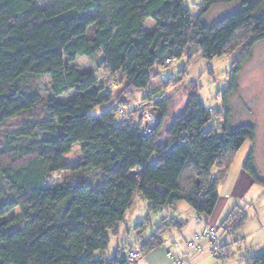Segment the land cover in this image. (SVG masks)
<instances>
[{"label": "trees", "instance_id": "obj_1", "mask_svg": "<svg viewBox=\"0 0 264 264\" xmlns=\"http://www.w3.org/2000/svg\"><path fill=\"white\" fill-rule=\"evenodd\" d=\"M43 1L0 0V211L9 204L20 208L19 215L0 218V264H131L136 260H129L124 247L114 255L106 251L111 231H119L136 198L150 213L186 202L210 217L236 152L257 135L254 124L232 127L223 114L224 124L216 126L194 82L184 109L167 125L175 94L162 97L164 85L153 83V71L185 54L211 59L241 48L230 73L229 92H235L242 63L264 40V0H239V9L213 25L203 21L212 0H204L199 15L188 0ZM149 18L156 27L146 30ZM85 56H99L98 70L80 68L76 60ZM45 76L51 79L47 97L39 83ZM113 81L125 82L132 96L146 89L143 102L160 98L159 124L150 136L140 133L141 119L124 122L135 111H120ZM99 106L105 108L93 112ZM21 115V124L6 126ZM77 145L81 154L73 164L67 155ZM137 167L140 174L133 178L130 171ZM243 168L264 187L255 147ZM90 170L99 176L95 183L83 173ZM62 171L81 174L50 185ZM248 220L246 207H240L218 230L238 233ZM144 223L136 227L140 233ZM176 225L174 218L157 224L142 243L144 255L160 247ZM235 243L243 246L245 240ZM218 244L216 258L225 264L232 254L223 248L232 243L223 245L218 235ZM244 249L243 264H264V250Z\"/></svg>", "mask_w": 264, "mask_h": 264}, {"label": "rangeland", "instance_id": "obj_2", "mask_svg": "<svg viewBox=\"0 0 264 264\" xmlns=\"http://www.w3.org/2000/svg\"><path fill=\"white\" fill-rule=\"evenodd\" d=\"M54 0H44L42 5H47L52 3ZM191 11L194 15H199L202 7L206 6L204 0H188ZM241 6V1L235 0H212L208 5V10L206 11L203 21L206 24L213 25L217 21L231 14L235 10L239 9ZM146 30H151L156 27V22L154 19L149 18L144 24ZM242 52L241 48L235 51L229 52L227 55L216 56L214 58L208 59L203 57V54L199 52L193 58L189 59V56L185 54L178 61L172 62L164 67H159L153 71V76L156 77L153 80L154 84H163L164 93L162 97H167L175 94L174 107L170 111L169 119H167V125L171 122L173 117L180 113L187 101L190 83L194 82L197 84L199 97L204 103V105L213 111L216 119V126L223 125L225 118L227 117L229 123L232 127H237L243 124H254L256 127V139L254 141L247 140L244 145L236 152L232 168H236L240 162L242 163L244 159L246 160L251 149L255 147V154L257 157V166L264 177V40L258 42L252 52L250 58L246 59L241 66L238 73V89L230 94V73L234 68V61L238 60ZM76 62L82 70H98L99 56L94 57H79ZM118 81L121 79L118 77ZM41 85V94L43 96H48L51 94L50 86L51 79L49 76H45L39 80ZM114 95L116 102L121 106L120 111L124 112L127 110L136 111V106L139 102H143V98L146 96L148 91L146 89H138L135 91L134 96L127 91L124 83L117 84L113 86ZM186 90V91H185ZM71 95H75L76 92H70ZM62 99H68L67 96H62ZM105 106L97 107L93 112L103 110ZM123 112V114H124ZM136 113L135 121H139L142 118L140 111ZM129 114V113H128ZM225 116V118H222ZM25 116L21 115L10 119L6 126L15 127L22 123ZM122 114H118L115 121L116 123H121ZM212 122L209 126H212ZM166 125V126H167ZM81 154V147L75 146L67 155L70 162L75 164ZM84 175L88 176L89 180L96 182L99 180V176L94 171L83 172ZM78 171H62L54 174L49 184L52 186H57L63 183L65 180L75 178L76 175H80ZM259 191V192H258ZM259 193V194H257ZM249 206L246 205V212L248 215L247 224L238 232V236H243L245 244L241 246L235 243L234 237L230 236L223 237L222 244L232 243L223 248L225 254H232V256L227 257L225 264H243L242 255L246 252L245 247H248L247 253L254 252V247L259 241L258 227L260 222L264 219V187L262 185L256 184V193L254 196L248 197L247 201ZM145 204H147L143 199L137 197L132 209V218L136 219L140 217L139 224L145 222V230L140 233L136 227L138 223L134 224L131 231L127 233L126 244L127 246H132L138 250L140 257L137 261L131 264H146L144 253L142 252V242L151 237L154 229L156 231L157 223L159 222L158 212L150 213L145 210ZM145 211V213H144ZM20 214V208L16 204L6 205L0 211V218H11ZM242 211L238 212V216H241ZM150 217V218H149ZM168 234V233H167ZM164 234V235H167ZM167 237V236H165ZM112 244L106 251L108 255L115 254V245L117 242V237H112ZM173 240L171 241V243ZM169 244V243H168ZM165 249L157 247L155 250V259L159 257V254L163 255L166 253L168 245ZM169 249V248H168ZM100 250L96 252L99 256ZM206 258L210 259L215 263V260L209 251L204 252ZM213 258V259H212ZM208 264L210 261H207Z\"/></svg>", "mask_w": 264, "mask_h": 264}, {"label": "crops", "instance_id": "obj_3", "mask_svg": "<svg viewBox=\"0 0 264 264\" xmlns=\"http://www.w3.org/2000/svg\"><path fill=\"white\" fill-rule=\"evenodd\" d=\"M244 162L245 159L242 163L240 162L236 168L230 169L225 181L218 187L219 199L210 217L206 218L202 215L200 216L199 213L186 202H180L175 207L166 206L160 210V212H158L159 222L157 224H160L165 218H174L178 222V225L170 228L165 233H168L167 235H163L164 243L160 246V248L165 249V246L168 245L169 249L167 248V251H165L166 253L163 252V255L159 254L157 260V258L155 259V250L157 248L150 251L145 257L146 264H170L171 259L168 255L169 252H172L177 257L182 258L184 264H208L207 261H210L209 264H219V262L215 263L214 260L212 262L211 258H206V254L204 252L209 251L211 256L218 261L216 256H214L210 251V244L208 240L201 242L200 250L196 248H188L187 242L194 240V234L196 231L204 229L210 223L220 226V224H222L225 218L233 210H237L240 207H246V205L249 206V203L246 201L248 197L255 195L256 184L253 183L250 175L244 170ZM245 203L246 205H244ZM132 209L127 213L124 221L120 223L119 231L117 233L111 231L110 233L111 241L113 236L117 237V242L114 247L115 253L119 246L124 247V252L126 255L128 252H130V250H137L132 246L128 247L126 244L127 233L131 231V228L134 224H139L140 220V217L136 219L132 218ZM145 210L149 212L148 204H145ZM198 216H200V220H197ZM259 222V241L253 249L256 253L264 250V219ZM151 232L154 233V229ZM219 236L220 241H222L223 237L228 236H230V239H232L231 237H234V241L243 239V236H238V233L235 232L223 233L222 235V230L219 232ZM172 240L173 242L171 243ZM111 244L112 242H110V245ZM226 244L228 243L226 242Z\"/></svg>", "mask_w": 264, "mask_h": 264}, {"label": "built area", "instance_id": "obj_4", "mask_svg": "<svg viewBox=\"0 0 264 264\" xmlns=\"http://www.w3.org/2000/svg\"><path fill=\"white\" fill-rule=\"evenodd\" d=\"M178 61L177 58H170L167 59V64H170L172 62ZM112 86H116L117 83L116 81H113ZM158 98H154L150 101L147 102H139L136 106V111L141 112V120H140V133L144 136H150L155 129L157 128L159 124V117L155 114L154 108L155 104L159 101ZM136 119V113H127L124 115V122L125 123H130L135 121ZM141 169L139 167L134 168L130 171V175L133 178H136L140 174ZM198 220L200 218L198 217ZM218 235H219V230L218 226L216 224L210 223L209 225L206 226L203 230H199L195 233V240L194 241H189L187 242L188 248H196L198 250L201 249V242L204 240H208L210 244V251L211 253L220 258L221 256V250L218 244ZM171 263L170 264H184L182 258L177 257L175 254L172 252L168 253ZM140 254L137 251H130L129 252V260L135 261L139 258ZM221 263H224V260L219 259Z\"/></svg>", "mask_w": 264, "mask_h": 264}, {"label": "water", "instance_id": "obj_5", "mask_svg": "<svg viewBox=\"0 0 264 264\" xmlns=\"http://www.w3.org/2000/svg\"><path fill=\"white\" fill-rule=\"evenodd\" d=\"M154 111H155V114H156L158 117H160V112H159V110H158L157 108H154Z\"/></svg>", "mask_w": 264, "mask_h": 264}]
</instances>
